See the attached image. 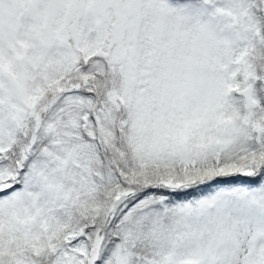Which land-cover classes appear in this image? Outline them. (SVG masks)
<instances>
[{
	"label": "snow or ice",
	"instance_id": "obj_1",
	"mask_svg": "<svg viewBox=\"0 0 264 264\" xmlns=\"http://www.w3.org/2000/svg\"><path fill=\"white\" fill-rule=\"evenodd\" d=\"M0 264H264V0H0Z\"/></svg>",
	"mask_w": 264,
	"mask_h": 264
}]
</instances>
